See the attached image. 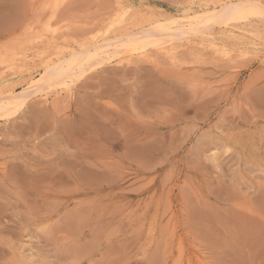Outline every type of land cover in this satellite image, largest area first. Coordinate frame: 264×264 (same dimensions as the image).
Segmentation results:
<instances>
[{
  "label": "rangeland",
  "instance_id": "rangeland-1",
  "mask_svg": "<svg viewBox=\"0 0 264 264\" xmlns=\"http://www.w3.org/2000/svg\"><path fill=\"white\" fill-rule=\"evenodd\" d=\"M226 1L0 0V92L87 42ZM260 16L203 37L229 57L150 48L1 115L0 264H264Z\"/></svg>",
  "mask_w": 264,
  "mask_h": 264
},
{
  "label": "bare ground",
  "instance_id": "bare-ground-1",
  "mask_svg": "<svg viewBox=\"0 0 264 264\" xmlns=\"http://www.w3.org/2000/svg\"><path fill=\"white\" fill-rule=\"evenodd\" d=\"M262 2L263 1L261 0H246L245 2L242 0H228L223 4H220V7L216 4L210 6L211 4L209 5V3L204 2L200 4V9L197 8L198 10H194L193 13H190L189 11V14L188 11H185V13L183 12L184 15L180 18L178 17V19L176 18L169 19L168 21H162L163 19L159 20L158 18L153 23H150L149 27L141 28L136 32L128 33L130 30H132L131 26L130 30L128 29L129 31L125 33L124 31L129 28L125 27L126 29H124V31H117L119 32V34L124 33L122 35H116V33L113 34L115 35L114 37H111L112 35L109 36L111 38L104 37L103 40H98L96 42L94 41V44L91 43L92 45L85 47L88 44L87 42V44H85L84 46V49L82 50H78L73 53L70 52V55L68 56H61L62 58H56L55 60L51 59L47 61V63H44L46 65L40 77H29V79L27 78L28 80L26 81V85L22 91H14V89L13 91H11V89L10 91L6 90L0 92V116L10 114L13 115V113L15 114V112L18 109L20 110V108L30 97L37 95L38 93H48L53 89H59L62 92L70 91V85L72 83L74 84V82H76L78 78L85 74L86 71L92 69L97 65H101L104 62L107 63L111 60H124L127 58L129 59L136 53L138 55L146 56L150 48H155L158 53L165 54L166 57L172 59L171 61H177L179 49L184 47V40H188V44L190 42H196V45H206L212 48L216 55H219V57L221 56L220 53L226 55L225 57H229L231 50L229 51L226 46L222 47V45L217 43L216 39V41L209 39V37H212L213 34L209 35L207 34V32L210 29H213L216 24L223 23L228 25V23H234V21L236 22L240 19H243L244 21V19H246L250 15H261L260 17L264 16V2ZM120 21H118L117 23H119ZM237 24H235L236 27ZM133 27L135 28L136 25H134ZM257 33L258 32H256V35L260 36V33H258L259 35ZM252 34H254V32H252ZM190 36H197V38L200 37V40L190 41ZM206 36H209V41H205ZM203 37L205 40L203 39ZM206 46L204 48H206ZM150 56L152 57V55Z\"/></svg>",
  "mask_w": 264,
  "mask_h": 264
},
{
  "label": "snow or ice",
  "instance_id": "snow-or-ice-1",
  "mask_svg": "<svg viewBox=\"0 0 264 264\" xmlns=\"http://www.w3.org/2000/svg\"><path fill=\"white\" fill-rule=\"evenodd\" d=\"M261 102L264 104V95H262Z\"/></svg>",
  "mask_w": 264,
  "mask_h": 264
}]
</instances>
